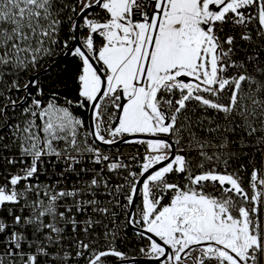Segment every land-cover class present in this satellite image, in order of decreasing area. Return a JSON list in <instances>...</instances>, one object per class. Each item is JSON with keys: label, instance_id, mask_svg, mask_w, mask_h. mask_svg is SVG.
<instances>
[{"label": "snow or ice", "instance_id": "snow-or-ice-1", "mask_svg": "<svg viewBox=\"0 0 264 264\" xmlns=\"http://www.w3.org/2000/svg\"><path fill=\"white\" fill-rule=\"evenodd\" d=\"M0 264H264V0H0Z\"/></svg>", "mask_w": 264, "mask_h": 264}]
</instances>
